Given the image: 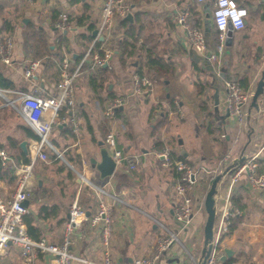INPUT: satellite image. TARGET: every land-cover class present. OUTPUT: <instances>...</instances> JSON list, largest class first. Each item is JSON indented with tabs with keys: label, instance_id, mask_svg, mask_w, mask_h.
Masks as SVG:
<instances>
[{
	"label": "crops",
	"instance_id": "1",
	"mask_svg": "<svg viewBox=\"0 0 264 264\" xmlns=\"http://www.w3.org/2000/svg\"><path fill=\"white\" fill-rule=\"evenodd\" d=\"M238 1L251 10L245 26L230 35L218 61L211 62L191 47L176 22L187 10L191 23L204 30L208 41L213 39V32L203 23L210 14L207 5L194 0H126L127 13L132 17L123 19L135 26L137 40L136 53L124 55L123 60L120 41L125 29L120 26V17L114 20V35L104 34L97 27L102 0H0V38L10 36L13 41L11 64L0 61V149L12 159L9 165L0 161L2 167L12 171L9 176H0V192L10 196L15 190L13 166L23 163L15 157L23 154L29 158L28 145L35 139L30 133L36 135L18 111L21 94L51 93L54 85L51 70L40 60L36 75L24 77V66L36 60L31 41L44 38L49 47L46 53L52 58L61 53L74 68L97 39L100 48L112 54L106 65L100 69L86 65L77 78L73 110L77 129L74 122L68 121L53 128L50 139L85 180L106 190L104 198L113 205L110 252L116 264H135V260L151 254L163 230L159 224L177 232L179 243H174L154 264L199 263L206 220L204 197L213 178L231 166L242 151L245 156L257 154V170L264 173V87L257 107L251 106V97L248 100L242 124L231 117L225 103V79L239 84L246 77V88L252 96L264 72V0ZM60 13L67 14L68 29L55 26ZM83 15H89V21L77 25V18ZM4 22L9 23L8 29ZM88 22L95 25L91 32L86 28ZM127 39L132 38L127 34ZM207 48L214 49L210 44ZM150 58L156 63H150ZM140 68L151 80L143 95L135 94L131 84L132 75ZM115 97L123 100L114 124L117 145L133 156L136 167L119 165L110 176L100 178L91 159H100L104 136L112 126L103 110ZM24 141L28 154L20 147ZM165 149L175 156L180 154L197 172L192 186L194 211L187 226L173 217L178 173L172 163L156 154ZM59 165L50 159L33 162L28 212L36 214L41 203H57L60 217L65 220L71 202L77 199L93 213L98 205L94 189L75 176L66 177V169L57 170ZM227 180L225 174L218 181L216 199ZM43 190L44 196L34 197L44 194ZM112 196L120 201H113ZM230 201L239 213L231 220L235 227L222 239L223 250H232L234 264H264V190L252 189L243 174L232 188ZM38 225L41 238L48 243L61 241L63 222L47 219L39 220ZM74 236L73 253L93 260L100 258L97 231L87 222L75 229ZM4 259L9 264H23L14 246ZM33 264H47L46 255L36 251Z\"/></svg>",
	"mask_w": 264,
	"mask_h": 264
},
{
	"label": "built area",
	"instance_id": "2",
	"mask_svg": "<svg viewBox=\"0 0 264 264\" xmlns=\"http://www.w3.org/2000/svg\"><path fill=\"white\" fill-rule=\"evenodd\" d=\"M31 2L32 0H24ZM197 4L212 5L211 19L217 32V44L213 50L207 48L204 30L191 23L189 11H183L177 17V24L185 33L186 39L191 47L199 54L207 56L211 62H217L224 52L226 42L234 32L244 28L248 16L247 9L236 2V0H194ZM128 11L126 0H102L100 17L97 27L105 33L112 32L114 20L123 17ZM55 26L60 30L68 29L69 21L66 13L58 15ZM13 41L10 36L0 38V61L6 65L12 61ZM103 55L97 51L87 50L81 61L73 68L68 59H63L60 65V79L56 82L51 93H22L18 104V111L27 124L36 133V138L28 145L29 162L13 166L16 176L15 190L10 196H4L0 192V264H9L5 255L11 246L17 250V256L23 264H33L36 251L46 255L47 264H116L110 252V240L113 231L112 206L104 196L106 190L94 183L85 180L80 174V179L91 186L97 194V209L87 215L84 207L77 199L69 206V219L63 223V235L59 243H48L45 238L32 239L26 231L23 223V215L28 213V206L24 201L32 198L31 182L32 166L36 159L46 160V150H52L55 157H61V153L55 148L50 139L53 128L71 121L75 124L73 110L75 108L74 86L79 74L84 68L96 69L108 63L111 56L110 50H103ZM40 66L39 60H31L23 68L25 78H33ZM151 80L148 76L135 72L131 78L132 90L137 95L147 92ZM225 92V103L228 113L239 124L245 119V106L251 97L248 91H244L239 84L232 79L223 81ZM120 97L110 99L105 105L103 113L112 124L111 129L105 134L103 144L115 162V168L119 165L127 169L136 167L132 155L125 153L117 145L116 111L122 106ZM13 105V102H12ZM14 106V105H13ZM165 162L169 161V152L165 149L156 153ZM9 154L0 149V161L2 164H11ZM257 154L246 155L242 163L230 168L227 183L221 195L215 198L217 210L212 228V238L209 241L210 250L204 260V264H219L224 254L222 239L228 232V226L233 217L239 211L231 205L230 197L232 188L238 179L245 174L248 184L252 189L264 190V173L257 170ZM174 168L178 173L174 184L175 203L173 205V217L175 221L187 226L193 215L192 186L196 181V170L181 160L174 162ZM113 201H120L117 196H112ZM97 231L98 241L101 248L99 259L93 260L79 256L72 252L71 247L75 244V229L82 223ZM163 229L156 237L152 253L148 256L135 260V264H154L160 256L166 252L174 243H179L177 232L168 230L162 224ZM198 264V263H196Z\"/></svg>",
	"mask_w": 264,
	"mask_h": 264
},
{
	"label": "trees",
	"instance_id": "3",
	"mask_svg": "<svg viewBox=\"0 0 264 264\" xmlns=\"http://www.w3.org/2000/svg\"><path fill=\"white\" fill-rule=\"evenodd\" d=\"M236 2L238 4H240V5H243L247 9V11L250 10L249 7L245 6L242 2H240L238 0H236ZM207 8L209 10V13H211L212 5H207ZM123 17L119 18L120 26L124 27V29H125V36L120 41V49L122 50V57H121L122 60H123V56L124 55H127L129 57V56H133L136 53L135 52L136 50H135V44L134 43L137 40V36H136V32H135V30H136L135 26L129 24L125 19H123ZM89 19H90L89 15H83V16L77 18V25H83L84 21L85 20L89 21ZM94 27H95V25H94L93 22H88L86 24V28H87V30L89 32H91V30ZM4 28L8 29L9 28V23L4 22ZM209 28H210L211 32H213L212 33V36H213L212 38L213 39L211 40L212 42L208 41L207 40V36H205L206 43L210 44L211 47L215 48V46L217 44V32H216L215 27H214L212 22L209 24ZM36 32H38V31H36ZM127 34L129 36H131V38H132L131 40L127 39ZM31 42H32L31 43V47H32V50L34 52L35 58L40 60V61H42V63L45 64V68H47V70H51V77L54 80V84H55L60 79V71H61L60 70V65H61L62 60L64 58L63 55L61 53L57 54V55L55 54V56L52 58L49 55V53H46V51L49 48L46 40L44 38L40 37V36L36 40L33 39ZM100 44H101L100 41L95 39V42H94L93 46L91 47V51L92 50L93 51H97L100 55H103V51L100 49ZM149 61L152 64L156 63L155 59H152V58H150ZM99 69H97V70H99ZM97 70H96V72H97ZM102 70H104V69H102ZM136 72L139 73V74H143V71L141 70V68L140 69H136ZM147 72H149V71H147ZM147 72H145V73L149 74ZM94 73H95V71H94ZM246 83H247V78L246 77H244L239 82V86L244 91H247ZM117 112L118 111H116V115L118 116ZM30 135L33 138L37 137L33 133H30ZM156 148L157 149H161L159 147V145H156ZM46 154H47V158L48 159L54 160V161H58L57 158L55 157V154L53 152L47 150ZM19 158H20V160L23 163H27L29 161V158L24 156L23 154L17 155L15 157L16 160H18ZM177 160H181V161L186 163V159L183 158L180 154L179 155L177 154L175 156V154L169 152V162L172 163L173 166H174V162L177 161ZM65 169L66 168H62V166H57V170L63 171ZM65 171H66V174H67L68 178H72L73 177V174L70 171H67V170H65ZM11 173H12L11 170H9L8 168L2 167L1 164H0V176L1 177L2 176H9V174H11ZM67 189H68V187H67ZM84 189L89 190L88 188H84ZM43 191H44V194L43 193H39V194H37V196H34V197L37 198V197H40V196H44L45 193H46L45 192L46 190H43ZM84 209L86 210V212L88 214L91 213L89 208H84ZM47 219H57V223H61V222L64 223L65 220L62 217H60V208H59V205L57 203H53V204L41 203V205L39 206V209L37 210L36 214L28 212V213L23 215V219L22 220H23V223L26 226L27 234L32 239L39 240L42 237V232H41V230L39 228L38 221L39 220H47ZM234 227H235V225L233 223L229 224L227 234L230 233L233 230ZM235 261H236V259L231 256V257H228L226 260H224V261H222L220 263L221 264H234Z\"/></svg>",
	"mask_w": 264,
	"mask_h": 264
},
{
	"label": "water",
	"instance_id": "4",
	"mask_svg": "<svg viewBox=\"0 0 264 264\" xmlns=\"http://www.w3.org/2000/svg\"><path fill=\"white\" fill-rule=\"evenodd\" d=\"M131 14L127 13L124 18L131 20ZM97 33V30H93L92 34L95 36ZM100 39H103L102 37H100ZM263 87H264V72L262 74V78L258 81L257 86L254 90V92L252 93L251 96V106L253 107H257V99L260 96V94L263 92ZM20 147L22 149V151L25 154H28V150H27V143L24 141L20 144ZM244 151H242L241 155L232 163L231 166L227 167L222 173L216 175L213 180L211 181V184L205 194L204 197V208L206 211V220L204 223V227H203V249L201 252V258L199 260L198 264H204V260L207 257L209 250H210V245H209V241L212 238V228H213V223H214V219H215V194H216V186L218 181L221 179V177H223L226 172L232 168L233 166L240 164L244 161L245 159V155L243 154ZM100 159L99 161H96L94 158L91 159V166L96 168V170L99 172V176L100 178H105L110 176L114 169H115V162L112 159L111 155L109 154V152L107 151V149L105 147H101L100 149ZM182 154H185L184 152H182ZM80 180V179H79ZM24 206L28 205V201H24L22 203ZM88 215V213H87ZM69 219V210L65 213V220ZM224 254L221 256L220 260L224 261L226 260L228 257H230L232 255V250L229 248H224Z\"/></svg>",
	"mask_w": 264,
	"mask_h": 264
},
{
	"label": "rangeland",
	"instance_id": "5",
	"mask_svg": "<svg viewBox=\"0 0 264 264\" xmlns=\"http://www.w3.org/2000/svg\"><path fill=\"white\" fill-rule=\"evenodd\" d=\"M212 22V19H211V14H209L208 16H206V18L203 19V23H204V26H209V24ZM117 32L116 30V27L112 29V32L111 34H115ZM52 141V140H51ZM53 143V142H52ZM60 153H61V157H57V160L59 162V166H62V168H66L67 171H70L73 176H75L76 178L80 179V173H79V170H77L76 168H74L72 166V164H70V162L65 158V156L63 155V150L62 149H58L57 147H55ZM167 150V149H166ZM48 151H51L53 152L52 150H48ZM158 152H161V150H159ZM46 160H48V158H46ZM55 168V167H54ZM57 168V166H56ZM64 174H66V171H63ZM79 173V174H78ZM82 175V174H81ZM67 177V174L65 175ZM69 180H66V184L69 185ZM48 185H50L51 183L47 182ZM74 187H72L73 189Z\"/></svg>",
	"mask_w": 264,
	"mask_h": 264
}]
</instances>
